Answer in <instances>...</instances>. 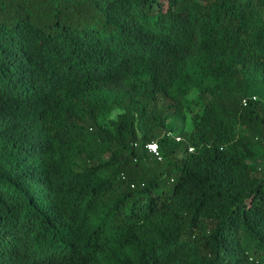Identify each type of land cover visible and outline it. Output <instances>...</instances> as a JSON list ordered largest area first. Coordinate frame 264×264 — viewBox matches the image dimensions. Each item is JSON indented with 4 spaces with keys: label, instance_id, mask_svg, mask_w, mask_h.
<instances>
[{
    "label": "trees",
    "instance_id": "obj_1",
    "mask_svg": "<svg viewBox=\"0 0 264 264\" xmlns=\"http://www.w3.org/2000/svg\"><path fill=\"white\" fill-rule=\"evenodd\" d=\"M263 159L264 0H0V264H264Z\"/></svg>",
    "mask_w": 264,
    "mask_h": 264
},
{
    "label": "rangeland",
    "instance_id": "obj_2",
    "mask_svg": "<svg viewBox=\"0 0 264 264\" xmlns=\"http://www.w3.org/2000/svg\"><path fill=\"white\" fill-rule=\"evenodd\" d=\"M196 94H197L196 91H193L188 98H195ZM121 112H122L121 110H116V111L112 112V114L108 117V119L109 120H113V118H111L113 116V114L115 115V118H116V116L118 114H120ZM168 124L171 127V129H173V134L176 135V136L181 131L182 132H185V133H188L192 129V122L190 120L189 115L186 116L184 122L183 121L176 120V119H169L168 120ZM254 165L258 169H262L264 167V159L262 161H256L254 163Z\"/></svg>",
    "mask_w": 264,
    "mask_h": 264
},
{
    "label": "built area",
    "instance_id": "obj_3",
    "mask_svg": "<svg viewBox=\"0 0 264 264\" xmlns=\"http://www.w3.org/2000/svg\"><path fill=\"white\" fill-rule=\"evenodd\" d=\"M255 100H256L255 96H252L250 98H244L241 100V104L242 106H246L249 101H255ZM166 136H168L169 138H173L176 142H179L181 140L179 136L174 135L172 132H168ZM145 149L148 152V154L152 155L157 160L161 159L159 152H158L157 145L155 143H147L145 145ZM189 151H192V149H189Z\"/></svg>",
    "mask_w": 264,
    "mask_h": 264
},
{
    "label": "clouds",
    "instance_id": "obj_4",
    "mask_svg": "<svg viewBox=\"0 0 264 264\" xmlns=\"http://www.w3.org/2000/svg\"><path fill=\"white\" fill-rule=\"evenodd\" d=\"M111 118H113V119H114V118H115V115L113 114V116H112Z\"/></svg>",
    "mask_w": 264,
    "mask_h": 264
}]
</instances>
